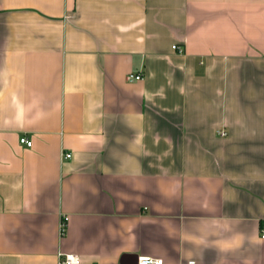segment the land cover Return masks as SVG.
I'll return each instance as SVG.
<instances>
[{
    "label": "crops",
    "instance_id": "crops-1",
    "mask_svg": "<svg viewBox=\"0 0 264 264\" xmlns=\"http://www.w3.org/2000/svg\"><path fill=\"white\" fill-rule=\"evenodd\" d=\"M263 233L264 0H0V264H264Z\"/></svg>",
    "mask_w": 264,
    "mask_h": 264
},
{
    "label": "built area",
    "instance_id": "built-area-1",
    "mask_svg": "<svg viewBox=\"0 0 264 264\" xmlns=\"http://www.w3.org/2000/svg\"><path fill=\"white\" fill-rule=\"evenodd\" d=\"M176 47V45L174 46ZM142 79L141 74H130L128 76L129 81H135V80H140ZM219 134L222 136L227 135V131L220 129ZM21 143L26 144L27 146H32L33 141L29 139L26 136L21 137ZM66 158H71L72 153H65ZM67 227V218L64 216L61 220L60 224V229H61V234H64L66 231ZM264 237V233L262 235ZM59 263L60 264H79L80 263V257L77 254L74 253H64L60 252L59 253ZM137 264H166L163 258L160 257H153L149 255H140L138 256ZM184 264H200L199 261L196 259H189L186 261Z\"/></svg>",
    "mask_w": 264,
    "mask_h": 264
},
{
    "label": "water",
    "instance_id": "water-1",
    "mask_svg": "<svg viewBox=\"0 0 264 264\" xmlns=\"http://www.w3.org/2000/svg\"><path fill=\"white\" fill-rule=\"evenodd\" d=\"M138 260V259H137ZM137 264V263H136Z\"/></svg>",
    "mask_w": 264,
    "mask_h": 264
}]
</instances>
